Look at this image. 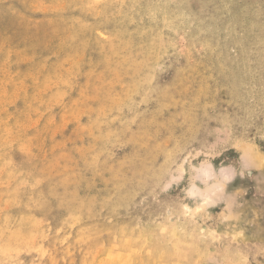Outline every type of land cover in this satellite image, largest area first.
Masks as SVG:
<instances>
[{
  "label": "rangeland",
  "instance_id": "obj_1",
  "mask_svg": "<svg viewBox=\"0 0 264 264\" xmlns=\"http://www.w3.org/2000/svg\"><path fill=\"white\" fill-rule=\"evenodd\" d=\"M0 264H264V0H0Z\"/></svg>",
  "mask_w": 264,
  "mask_h": 264
}]
</instances>
